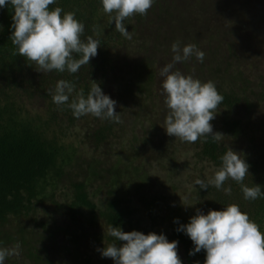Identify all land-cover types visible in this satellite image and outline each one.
Listing matches in <instances>:
<instances>
[{"label": "trees", "instance_id": "trees-1", "mask_svg": "<svg viewBox=\"0 0 264 264\" xmlns=\"http://www.w3.org/2000/svg\"><path fill=\"white\" fill-rule=\"evenodd\" d=\"M49 7L74 12L84 24L81 39L93 36L101 45L89 65H83L77 73L39 71L33 62L14 54L16 46L10 38L13 9L10 3L0 7V248L19 243V256L36 264L49 261L50 252L58 250L71 257L74 264H114L113 260L95 261L87 251L94 244L103 248L107 243H123L107 234L112 225L126 232L162 233L169 241L178 242L182 264H204L205 252L189 255L193 242L177 229L187 224L197 209L206 214L209 209L223 210L230 203L238 204L264 233V197L245 200L240 185L231 179L223 185L231 188L230 195L223 188L209 185L206 190L194 183L190 192L185 190L189 192L188 203L177 204L170 194L176 189L173 184L167 190L166 183L153 179L152 191L147 182L151 177L118 150L92 156L84 167L78 150L62 140L61 125L84 123L86 128L89 120L97 122L98 127L94 125L89 132L96 149L88 145L95 152L108 137L118 134L117 127L122 123L90 114L76 118L67 104L56 105L51 95L58 80H67L75 85L70 103L80 89L87 96L94 80L116 101L115 110L123 122L129 104L135 101L143 105L145 99L154 96L156 49L172 60L173 43L179 42L181 47L188 43H202L204 47L206 43L210 47L208 41L218 35L222 39L214 51L207 52L209 57L204 56L199 63L198 70L204 75L194 78L213 81L223 96L215 115L219 125L213 131L224 136L220 141L201 137L185 147L192 151L195 164L206 162L214 170L231 147L249 164L244 184H259L264 191V115L254 121L258 109L264 112V104H260L264 101V69L255 75L238 62L241 55L249 58L247 55L253 53L250 61L260 54V66L264 64V0H154L146 16L137 14L125 20L131 39L121 35L114 22L109 24L101 0H55ZM224 46L226 55L220 56ZM120 49L124 50L121 54ZM194 58L181 65L189 67L192 61L194 66ZM155 94L164 120V98L161 92ZM33 98L44 106L29 111L26 99ZM138 121H131L130 128L140 123L141 129L131 130L130 150L158 134L155 153L164 156L180 152L176 138L167 135L164 128L154 134L153 124L145 128ZM67 167L74 171L67 172ZM213 175L201 179L207 183ZM13 264H17L16 258Z\"/></svg>", "mask_w": 264, "mask_h": 264}, {"label": "clouds", "instance_id": "clouds-1", "mask_svg": "<svg viewBox=\"0 0 264 264\" xmlns=\"http://www.w3.org/2000/svg\"><path fill=\"white\" fill-rule=\"evenodd\" d=\"M9 3L13 9L10 38L16 46L14 54L33 62L39 71L74 74L83 65H89L90 59L98 54L100 41L93 36L82 40L84 24L72 11L50 8L55 0H0V7ZM101 3L109 24L114 22L115 29L126 39H131L125 20L137 14L146 16L154 0H101ZM171 51L172 62L160 69L163 77L161 95L167 108L164 118L166 134L187 143H195L201 137L220 141L224 134L214 132L210 123L223 101L215 83L211 80L202 82L190 74L174 70L177 62L193 56L203 62L205 53L194 43L181 47L179 42L171 45ZM74 92L73 83L60 79L51 93L52 100L56 105L67 104L76 118L90 114L122 123L115 110L116 101L104 94L96 81L92 80L87 96L80 89L69 103ZM220 159L221 166L214 171L212 178L207 183L197 178L195 185L206 190L209 185L222 189L231 179L240 185L245 200L264 197L259 184H244L249 175V164L240 153L229 147ZM223 191L231 194L230 187L223 188ZM177 231L184 232L193 242L194 248L189 255L201 250L205 252L204 264H264V233L238 204L230 203L223 210L209 209L206 214L197 209L189 222ZM107 234L123 242L119 246L115 242L103 243L104 247L98 249L102 257L111 258L114 264H182L177 252L178 242L169 241L162 233L126 232L109 225ZM19 255V243L11 248H0V264H4L6 257Z\"/></svg>", "mask_w": 264, "mask_h": 264}, {"label": "rangeland", "instance_id": "rangeland-1", "mask_svg": "<svg viewBox=\"0 0 264 264\" xmlns=\"http://www.w3.org/2000/svg\"><path fill=\"white\" fill-rule=\"evenodd\" d=\"M215 38L216 40L208 41L210 47L209 46L207 47L206 43H204V47L202 43L198 45L196 44V46L205 53L206 58L209 57V54L207 52H211V51L213 52L216 45H218L219 43L217 41L222 39L218 35H215ZM123 51H124L123 49H120L119 54H121ZM160 51L161 50L158 49L155 50L156 58L153 62L154 68L158 71V76H156V80L154 81L155 82V87L153 88L154 96L152 97L151 100L145 99V103L143 105H141L142 102L139 103L135 101L129 104L127 110L124 112L125 118H123L122 124L119 125L120 127H117L118 134L113 135L112 137H108L106 141L102 143V145H99L98 149L95 152H92V150L88 147V145L92 144L91 147L94 149H96V145L94 146L93 143L91 142L89 132L91 131L94 125L97 128L98 123L89 120L88 125L85 124L86 128H84L83 126L84 123L77 124V126H71L67 123L62 124L61 127L64 133V135L62 136V140L67 144L69 143L72 144L73 147L76 150H78V154H79L78 157H80L81 160H85L83 165L84 167H86V162L92 156L106 154L111 149L120 151L122 154L127 155L128 159L132 160L133 163H137V166L139 165L140 168L143 169V171L146 173V175H149V177H151L150 181L147 182L152 191H153V187H155L154 184L152 183L153 179H157V181L160 183L161 182L166 183L167 190L170 189V185L173 184L174 187H176L175 191L172 189L170 191V194L173 196L172 199L173 203L175 202L177 204H182V203L187 204L188 203L187 197L189 192L194 188L195 180L197 178L200 179L204 178V175H208L210 173L214 174L215 171L213 168H211L212 166L209 163L204 162L203 164L202 163L195 164L196 159L192 156L193 155L192 151L190 149H186L187 147H185V145L190 147V143L181 142L178 138H176L177 147L180 149L179 153L177 152L174 155L173 152H168L164 156L158 155L153 150L155 143H157L159 140L157 134L151 137L149 136L148 141L144 145L139 144L138 147H135V150H130V146L132 144L131 130L133 129L135 131H139L141 129L140 123L135 125L133 128H130L132 125L131 121L136 120L138 118L139 119L138 122H142L145 128L148 127L149 124H153L154 126L153 133L156 130H162L164 128V120L161 117V109L159 106L158 95H156L155 93L161 92V89H158L159 84L161 85L163 80V77L160 76V69L164 65L172 62V60L170 59H169L170 61L167 60L164 55L160 54ZM221 54L222 56L226 55V46H224L222 53H220V56ZM255 55H257L256 57H258L259 59L256 58L254 59V61H250L249 58L253 56V53H251L247 55L248 57L250 56L249 58L241 55L240 60H238V62L243 64V67L247 70V72H251L252 74L255 73L256 75L257 72H262V70L264 69V64H262L263 66L262 65L260 66L262 62V56L260 54H255ZM193 61L196 63L194 66H193L194 63L192 61H189L188 64L189 67L181 65V62H177L175 64V67H178L177 69L181 71L183 74L186 75L190 74L193 77H198L199 74L204 75L203 72L201 71L199 72L198 70V68H200L199 65L200 61H198L196 58H194ZM234 63H237V61L234 60ZM257 66H260V68ZM175 67L174 70H177L175 69ZM257 68H259L258 71H256ZM26 102H28L27 109L30 108L29 111H36L44 106L41 100L39 101V99L37 98L30 99V101L26 99ZM32 104L34 105V107H32ZM260 104L263 105L264 101L260 102ZM255 115L256 116L254 118V121H256V117H261L262 115H264V112L258 109L257 114ZM210 123L214 128H216L219 125L218 118L215 117ZM119 128H121L122 130H119ZM163 131H165V129H163ZM240 148L244 149L243 145H240ZM135 152H137V154ZM66 169H68L67 172L74 171L72 167H67ZM75 170L78 171L77 167H75ZM124 178L126 179V181H128L126 177ZM64 189L65 188H62L61 190ZM157 190H161V189L157 188ZM168 196H170L169 193ZM96 198L97 196L94 199L96 200ZM100 228L103 229V227L101 226ZM98 249H102V247L98 246L97 244H94L93 246H90V250H87L89 252V255L93 257V260L98 262L103 261L105 263L106 262L112 263V259L102 257ZM15 258L17 260V264H36L29 261L28 258L25 257L22 258L21 256L6 257L4 264H13ZM48 260L49 261L45 259L44 263L41 264H48L47 262H51L50 264H74L73 262H71L72 261L71 257L62 255L59 252V250L57 252L55 251L50 252V256Z\"/></svg>", "mask_w": 264, "mask_h": 264}]
</instances>
